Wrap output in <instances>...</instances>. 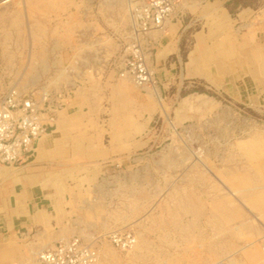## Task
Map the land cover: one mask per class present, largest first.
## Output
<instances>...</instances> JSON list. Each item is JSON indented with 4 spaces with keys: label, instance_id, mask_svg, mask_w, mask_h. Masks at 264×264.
Returning a JSON list of instances; mask_svg holds the SVG:
<instances>
[{
    "label": "rangeland",
    "instance_id": "1",
    "mask_svg": "<svg viewBox=\"0 0 264 264\" xmlns=\"http://www.w3.org/2000/svg\"><path fill=\"white\" fill-rule=\"evenodd\" d=\"M130 2L0 0V99L11 87L62 89L69 119L95 90V108L81 106L67 129L91 141V153L103 143L119 150L55 175L79 193L66 205L79 231L64 238L95 240L97 264H262L264 0H178L146 45L160 101L127 79L126 90L114 88ZM163 42L176 52L162 76ZM116 230L134 234L130 251L108 242ZM30 261L0 253V264Z\"/></svg>",
    "mask_w": 264,
    "mask_h": 264
},
{
    "label": "crops",
    "instance_id": "2",
    "mask_svg": "<svg viewBox=\"0 0 264 264\" xmlns=\"http://www.w3.org/2000/svg\"><path fill=\"white\" fill-rule=\"evenodd\" d=\"M174 45L170 42L160 44L162 48L156 60L159 75H165L162 69L168 57L175 55ZM186 70L190 69L186 67ZM165 71L168 75H173L172 65L169 69L165 68ZM155 78L158 82L161 81L158 75ZM125 80L118 79L114 88L126 90L128 85ZM103 84L104 89L109 85L107 80ZM145 90L160 101V92L156 87H146ZM155 90L158 91L159 97ZM230 90L234 93L233 89L228 87L227 91ZM262 90L264 93V89ZM95 95V90L89 89L80 99L82 102L78 101L79 109L71 113L69 119L66 114L62 115L61 111L59 118L58 112L54 126L39 140L30 156L14 167H0V253L21 251L24 257L29 256L32 259L38 250L54 244L57 238L69 237L79 231L73 220L69 221L71 210L66 207L70 201L78 198L79 193L75 191L78 187L69 181L55 179V175L62 172V167L72 160L90 161L89 164L100 165L114 159L119 153V150H113L111 145L106 146L104 143L103 146L98 143L100 152L91 153L90 149L96 148L90 146L92 142L88 139H78L67 129L68 120L73 115L81 117L90 111L89 107L95 108L94 102H91ZM100 158L105 160L97 161Z\"/></svg>",
    "mask_w": 264,
    "mask_h": 264
},
{
    "label": "built area",
    "instance_id": "3",
    "mask_svg": "<svg viewBox=\"0 0 264 264\" xmlns=\"http://www.w3.org/2000/svg\"><path fill=\"white\" fill-rule=\"evenodd\" d=\"M178 0H131L129 41L118 63V76L136 88H155L154 73L148 65L146 45L151 34L163 30ZM67 93L47 87L21 91L11 87L0 99V166L14 167L30 156L39 140L54 126L56 115L66 106ZM106 239L120 252L136 244L131 231L116 230ZM264 264V246L262 247ZM100 249L95 240L62 238L38 250L30 264H97Z\"/></svg>",
    "mask_w": 264,
    "mask_h": 264
},
{
    "label": "bare ground",
    "instance_id": "4",
    "mask_svg": "<svg viewBox=\"0 0 264 264\" xmlns=\"http://www.w3.org/2000/svg\"><path fill=\"white\" fill-rule=\"evenodd\" d=\"M162 33H163V31H161V32L157 33V35H161ZM153 89H154V88H153ZM154 92H155V94H156V95H158V97H159V93H158V91H157V90H155ZM0 167H1V166H0Z\"/></svg>",
    "mask_w": 264,
    "mask_h": 264
}]
</instances>
